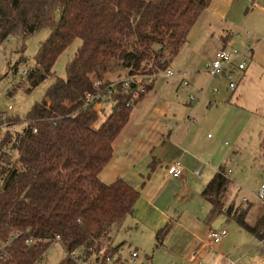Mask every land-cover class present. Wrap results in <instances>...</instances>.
<instances>
[{"label":"trees","instance_id":"obj_1","mask_svg":"<svg viewBox=\"0 0 264 264\" xmlns=\"http://www.w3.org/2000/svg\"><path fill=\"white\" fill-rule=\"evenodd\" d=\"M212 1L0 0V48L9 37L20 40L12 74L28 68L26 80L8 94L18 87L32 91L48 80L63 51L77 38L82 42L67 64V77H57L27 114L29 124L0 137V242L6 243L0 264H37L55 241L66 254L60 264L93 256L95 264H127L112 233L133 213L141 192L122 177L106 183L99 175L137 99L153 87L144 80L167 71ZM47 28L50 35L29 65L25 42ZM126 77H134L128 86L122 82ZM111 82L118 84L109 95ZM98 93L113 101L105 119L97 102H90ZM4 123L0 116V126ZM260 143L264 154V135ZM230 185L221 166L203 191L212 212L220 210L264 244V204L251 222L253 203L226 207Z\"/></svg>","mask_w":264,"mask_h":264},{"label":"crops","instance_id":"obj_2","mask_svg":"<svg viewBox=\"0 0 264 264\" xmlns=\"http://www.w3.org/2000/svg\"><path fill=\"white\" fill-rule=\"evenodd\" d=\"M257 1L213 0L169 63L167 70H174L176 75L170 80L165 79V74L159 79V76L154 77L153 81L144 80L143 85L152 84L153 87L137 99L129 121L113 142L110 163L99 175L106 183L122 177L141 192L133 213L113 229V233L124 229L129 237L120 243L118 251L124 260L123 252L132 246L129 252L134 264H146L151 260L147 253L141 263L136 260L140 257L139 250H147L146 243L151 242L167 260L165 264H194L190 259L192 250L200 247L203 260L210 252H218L227 238L212 249L203 246L208 232L213 229L207 222L216 221L215 217L210 218L213 206L203 191L221 166L232 180V169L225 157L234 147L230 149L224 142L223 126L231 115L243 117L247 114L241 99L234 96L245 94L250 79L256 74L262 82L264 35L259 36L253 47L241 51L245 53L243 60L247 61V68L236 75V90L229 91L224 78L211 80L205 67L214 60L218 50H237L230 45L233 38L227 34L228 28L235 24L238 14L250 11L249 3ZM258 6L264 11L261 3L255 5ZM248 32L245 36L250 38L253 33ZM204 45L213 47L206 63L204 53L209 49L203 48ZM185 80L190 86L184 88ZM212 86L218 88L215 93ZM189 95L195 100L189 99ZM260 152L262 154L261 148ZM177 161L183 168L181 177L168 173L167 167ZM195 171H199L200 176L195 175ZM196 197H204L207 203L202 216L196 205H192ZM183 204L190 206L183 208ZM216 214L224 213L212 212ZM205 216L210 221L205 220ZM215 228H225V225L222 223ZM159 231L161 239L158 241ZM133 251L138 252L135 259Z\"/></svg>","mask_w":264,"mask_h":264},{"label":"rangeland","instance_id":"obj_3","mask_svg":"<svg viewBox=\"0 0 264 264\" xmlns=\"http://www.w3.org/2000/svg\"><path fill=\"white\" fill-rule=\"evenodd\" d=\"M264 2L259 0L257 3H249L250 11L241 12L236 17L235 24L228 28L227 34L233 38L231 47L237 48L238 51H244L246 48L253 47L258 41L259 36L264 35V11L256 4ZM228 25V24H227ZM252 32L250 38L246 37L247 31ZM50 35V29H44L33 34L26 40V50L24 56L28 59V64L33 65L35 56L38 53L39 47L42 42H45ZM250 43V46H249ZM0 48V115L2 120L5 121V129L2 132V137L6 131L20 132L26 126V116L32 110L35 103L43 101L47 97L49 87L58 78H66L67 64L72 60L73 56L82 45L81 39L77 38L73 43L58 57L54 66V75L49 77L48 80L42 82L32 91H27L23 87H18V90L13 94H8L11 86L21 80L20 75L17 77L12 74L11 67L18 61L19 48L21 46L20 40L13 38L11 42L4 41ZM229 45V46H230ZM209 49L204 56L205 63L213 51L210 45H204L203 48ZM229 48V47H228ZM203 55V54H202ZM206 57V58H205ZM165 74V71L159 73L158 79ZM262 82L260 81L259 74H256L250 79L248 88L242 96L238 94L234 98L241 99V103L246 108V115L240 117L239 115H231L226 124L223 126L225 137L224 142L234 147L230 154L225 157L226 164L232 169L230 191L225 198L226 207L235 204L241 205L242 208H247L248 203L244 205L243 198H247L250 203H253V208L250 210L248 219L253 222L262 208V203L257 198V192L260 185L264 183V154L260 152V135L264 133V74L262 72ZM209 85V84H207ZM208 86H206L207 88ZM212 88H214L212 86ZM12 105L13 109L8 110L7 106ZM113 108V101L102 99L101 104L98 106L100 116L105 119V116L110 113ZM19 119L18 123L10 126V123ZM209 131V130H208ZM206 133H211V132ZM213 131V130H211ZM10 132V131H9ZM8 133V132H7ZM204 197H196L192 205H196L199 209V216H202L203 209L207 206ZM190 205L183 204V208ZM210 218L215 217L214 223L207 225L212 227L213 230H219L220 224H224L229 236L224 240L218 252L212 251L209 255L205 256L202 260L203 264H264V246L258 240L244 230L235 220H230L225 214L212 215L209 213ZM205 220L210 221L207 216ZM129 239L125 230L119 233H113V245H119L122 241ZM129 241V240H128ZM147 250H139L140 257L136 262L146 258V253L150 256L151 260L148 264H165L167 260L162 258L161 252L152 247L151 242H147ZM132 246L124 251L125 260L127 264H134L135 261L130 258V249ZM66 258V254L62 244L59 241L53 242L45 253L44 258L37 264H60ZM153 261V262H152ZM145 262V261H144ZM141 263V262H140ZM146 263V264H147ZM80 264H95V256L89 260L81 261ZM171 264V263H168Z\"/></svg>","mask_w":264,"mask_h":264},{"label":"built area","instance_id":"obj_4","mask_svg":"<svg viewBox=\"0 0 264 264\" xmlns=\"http://www.w3.org/2000/svg\"><path fill=\"white\" fill-rule=\"evenodd\" d=\"M250 33V32H248ZM13 37H9L6 39V42H11ZM216 56L214 60L206 65L205 69L210 75L211 80H215L216 78H224L226 80V83H228V90L234 91L236 90L238 84L236 83V75L239 72H244L247 68V61L243 60V57L245 56V53L239 52L238 50L232 49V50H218L216 52ZM18 74L20 75L21 80H26L28 76V68L23 66L18 70ZM176 75L175 71L172 69H168L165 72V79L170 80V78L174 77ZM134 79V77H126L122 82L125 84V86H128L129 83ZM151 80V79H150ZM118 82H111L107 87V93L111 95L116 91V85ZM184 88L190 86L189 82L185 80L183 83ZM99 82L95 83V86H98ZM218 90V88H214V93ZM106 95H103L101 93L94 94L92 97H90V102H97L96 107L101 104L102 99H105ZM189 99L195 100L193 95H189ZM2 103L0 99V104ZM8 110H12L13 106L8 105ZM29 122L26 120V125H28ZM6 123L4 125L0 126V137H2V132L5 129ZM36 129L34 130V132ZM9 150V149H8ZM4 151V150H3ZM0 150V154L3 152ZM168 173L170 175H174L175 177H181L183 174V168L180 164V162H173L169 167H167ZM199 171H195V175H199ZM257 198L260 203L264 204V183L260 185L259 190L257 192ZM242 202L244 205H246L249 200L247 198H243ZM206 240L203 241V246H206L207 248H214L216 245L220 244L221 241H223L226 237H228L227 230L225 228H219V230H210L207 234ZM56 238H59L58 236ZM9 242V241H8ZM261 246H264V244L260 243ZM6 245V243L0 242V250H3V247ZM202 247V246H201ZM138 256V252L133 251L132 257L135 259ZM190 259L194 264H203L202 263V250L200 247H196V249L192 250L190 254ZM254 264V263H253Z\"/></svg>","mask_w":264,"mask_h":264}]
</instances>
